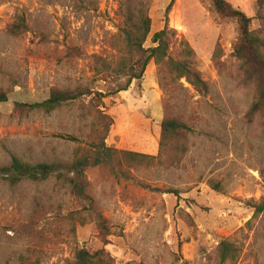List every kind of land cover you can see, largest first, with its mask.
Wrapping results in <instances>:
<instances>
[{
	"label": "rangeland",
	"instance_id": "rangeland-1",
	"mask_svg": "<svg viewBox=\"0 0 264 264\" xmlns=\"http://www.w3.org/2000/svg\"><path fill=\"white\" fill-rule=\"evenodd\" d=\"M120 1L0 0V90L8 95L0 104L1 167L13 157L64 164L84 153L75 108L24 115L14 104L94 81L91 56L118 55ZM132 1L149 17L151 48L170 0ZM227 1L264 41V0ZM168 27L192 50L207 93L185 79L162 89L150 62L140 82L103 99L101 110L113 121L106 146L148 156L158 154L163 118H181L191 131L179 166L130 169L128 180L88 168L107 230L61 182H0V264H69L77 248L102 251L114 264H220L222 239L239 248L236 264H264V214L252 219L250 208L264 200V108L249 114L264 82L245 73L233 51L235 24L214 15L208 0H179Z\"/></svg>",
	"mask_w": 264,
	"mask_h": 264
},
{
	"label": "trees",
	"instance_id": "trees-1",
	"mask_svg": "<svg viewBox=\"0 0 264 264\" xmlns=\"http://www.w3.org/2000/svg\"><path fill=\"white\" fill-rule=\"evenodd\" d=\"M208 1L214 15L235 24L237 43L233 51L245 73L250 78L264 82V41L251 30L250 18L235 9L227 0ZM178 5L179 0H170L163 17V29L152 36L153 47L145 48L144 43L150 31V20L144 7L141 4L138 6L132 0L120 1L121 25L116 35L119 42L118 55L116 57L91 56L94 81L88 85L57 86L50 92L49 97L40 103L14 104V111L24 115L41 113L49 116L66 108H75L79 111L78 123L85 131H81V135L86 148L83 154L64 164H28L13 157L7 166H0V182L9 187H14L23 181L39 183L54 179L56 182H61L68 187L78 203L84 202L85 211L90 213L89 216L96 221L98 227L107 230L88 190L85 176L88 168L99 167L109 171L115 177L120 176L128 180L131 177L130 169L178 167L186 151L185 141L191 131L190 126L181 118H163L160 124L158 154L148 156L106 146L105 140L113 121L101 110L103 99L112 98L120 92L127 91L133 81L140 82L150 62L157 67L158 81L162 89H165L167 84L175 85L181 79H185L198 94L207 93V84L192 66L194 57L192 50L187 43L177 42L174 30L168 27L169 13L177 10ZM161 68H164L165 72ZM7 100V92L0 90V104L6 103ZM263 108L264 88H260L256 92L255 102L249 114L260 113ZM73 139L77 140V138ZM124 165L127 171L122 170ZM152 191L159 192L156 188H152ZM250 208L253 209L252 219L264 214V200L254 203ZM251 220L247 226L250 225ZM106 235L107 232L104 236ZM217 255L220 264H236L239 260V248L231 239H222L217 247ZM69 264L114 263L102 251L91 252L84 248H77Z\"/></svg>",
	"mask_w": 264,
	"mask_h": 264
}]
</instances>
